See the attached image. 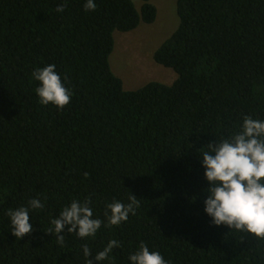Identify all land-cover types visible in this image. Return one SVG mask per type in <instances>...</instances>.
I'll list each match as a JSON object with an SVG mask.
<instances>
[{"label":"trees","instance_id":"obj_1","mask_svg":"<svg viewBox=\"0 0 264 264\" xmlns=\"http://www.w3.org/2000/svg\"><path fill=\"white\" fill-rule=\"evenodd\" d=\"M141 1L85 11L86 0H67L58 13L64 0H0V264H85L82 245L94 257L111 239L120 247L99 264H131L141 241L170 264H264V240L204 212L201 159L244 116L264 121V0H176L178 26L153 53L176 79L126 90L109 56L115 30L155 20ZM48 64L72 93L63 109L34 91L31 73ZM130 194L136 214L107 227L106 205ZM36 198L44 208L30 209L33 231L17 239L6 212ZM86 198L100 229L81 239L65 226L61 247L51 221Z\"/></svg>","mask_w":264,"mask_h":264},{"label":"clouds","instance_id":"obj_2","mask_svg":"<svg viewBox=\"0 0 264 264\" xmlns=\"http://www.w3.org/2000/svg\"><path fill=\"white\" fill-rule=\"evenodd\" d=\"M67 7V0L58 4L56 11L62 13ZM85 11H95L94 0H86ZM54 64L35 68L32 79L39 82L35 93L41 105L52 104L63 109L71 102L72 93L62 83ZM202 152V167L204 177L208 182L205 191L204 212L211 217L213 225H226L231 230L246 232L258 240H264V121L244 116L240 131L220 142L210 143ZM87 178L88 173H84ZM47 197H45V200ZM91 199L83 202L73 200L65 206L59 216L51 221L54 226L47 233L55 234L56 242L63 247L65 236L59 235L65 226L68 233L75 232L81 238L95 237L102 225L99 218H93ZM140 203L137 197L129 195L128 203L113 201L106 205L108 212L107 227L119 226L126 222L129 214L135 215ZM40 199L28 201V207L21 206L15 210L9 209L6 215L10 217L12 235L21 239L33 231L29 223L30 209H43ZM110 213V214H109ZM120 247V242L111 239L107 246L94 257L87 244L82 245L85 264H96L112 260L111 252ZM91 257V259H90ZM131 264H170L158 251H150L141 241L139 250L129 255Z\"/></svg>","mask_w":264,"mask_h":264},{"label":"rangeland","instance_id":"obj_3","mask_svg":"<svg viewBox=\"0 0 264 264\" xmlns=\"http://www.w3.org/2000/svg\"><path fill=\"white\" fill-rule=\"evenodd\" d=\"M139 8L141 0H133ZM157 14L152 23L140 22L133 30L113 33L114 46L109 56L113 73L122 80L123 88L134 90L149 81L171 84L177 73L157 63L154 51L178 26L176 0H150Z\"/></svg>","mask_w":264,"mask_h":264}]
</instances>
